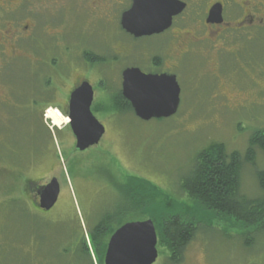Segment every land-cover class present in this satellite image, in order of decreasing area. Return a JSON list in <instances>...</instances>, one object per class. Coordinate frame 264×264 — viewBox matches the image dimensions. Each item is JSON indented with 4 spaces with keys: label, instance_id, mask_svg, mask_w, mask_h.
Listing matches in <instances>:
<instances>
[{
    "label": "rangeland",
    "instance_id": "374dc122",
    "mask_svg": "<svg viewBox=\"0 0 264 264\" xmlns=\"http://www.w3.org/2000/svg\"><path fill=\"white\" fill-rule=\"evenodd\" d=\"M24 1L28 9L30 0ZM32 1L39 14L33 32L42 42L58 32L52 50L62 61H67L66 46L102 58L98 75L103 72L106 84L95 85L93 107L106 134L98 145L78 151L68 123L58 127L45 119L48 109L59 108L41 110L49 90L43 84L58 71L50 55L39 46L31 51L29 41L20 48L13 43L0 47V264H96L91 234L104 213L117 211L119 187L129 177L147 180L182 201L187 198L181 183L204 149L221 143L228 154L246 156L252 136L264 130V27L253 41L231 45L240 54H225L221 68L214 67L215 55L196 52L197 61L181 65L177 75V115L145 122L133 111L119 112L113 98L121 92L122 70L131 64L156 68L153 57H164L167 44L127 36L117 21L124 7L100 18L90 14L86 0ZM253 2L260 4L264 18V0ZM47 7L58 10L51 23ZM20 23H13L14 29ZM22 24L31 25L28 20ZM29 35L28 30L23 36ZM120 44L124 52L116 54L113 49ZM262 170L264 153L257 149L255 163L241 169V194L252 199L262 195L256 176ZM51 178L58 180L59 200L50 212H42L24 197ZM125 218L128 223L146 217ZM200 231L186 247L182 264H264V234L255 235L247 247L246 240L254 236L241 229L204 226ZM158 249L159 259L169 258Z\"/></svg>",
    "mask_w": 264,
    "mask_h": 264
},
{
    "label": "flooded vegetation",
    "instance_id": "af4514ba",
    "mask_svg": "<svg viewBox=\"0 0 264 264\" xmlns=\"http://www.w3.org/2000/svg\"><path fill=\"white\" fill-rule=\"evenodd\" d=\"M86 1H88L90 4V14L92 16H101L100 18L106 16L112 17L116 9L124 7L125 9L122 11V14L119 16V18H117L118 25L127 36L136 42L158 38L167 44L164 49V53L166 54L164 57H153V62L156 64V68H151L150 66L147 68V66L144 65L142 61L144 66L131 64L122 70L121 94L123 89V74L129 69H139L146 75L175 76L178 82L177 75L180 73L181 65H192L194 61H197L196 57H193L196 55V52L205 49L206 55H215L216 62L214 61V67L221 68L223 64V56L225 54H240L237 48H230L231 45L238 44L239 42L245 40L253 41L256 38H254L255 34L261 32L262 28L264 27V18L260 16V13L263 10H260V4L253 2L254 0H176L185 4L184 8L181 10V6L179 9L173 11L174 15L170 16V20H167L168 14H162L161 18L164 19L159 20L160 27L162 29L159 33L154 34L148 33V29H146L147 31L144 32V28L143 30L136 28H130L128 30L124 28L122 23L123 16L132 9L136 0ZM57 12V9L47 7L50 23L52 19L56 17ZM38 18L39 14L37 13V7H35V3L32 0L29 1L28 9L24 0H0V47L5 48V44L13 43L15 48H20L23 43L29 41V45L31 44V51L34 50L35 52V49H37L36 46H39V50L42 51L43 54L50 55V64L58 71H56L55 76L49 77L47 80V86L49 87V90H45V95L47 98L41 106V110H43L46 106H57V108L64 112L65 115L69 116L71 113L72 94L82 86L88 85L93 90L94 98L91 111L95 116V109L93 107L95 106V85L104 86V84H106L104 82L105 78L101 76L103 72L101 73L100 71L98 75L97 67L101 66L102 58L97 56L96 52H86L85 50L80 52V47L74 49L71 46H66L65 51L67 52L65 58H67V61H62L59 58L58 53L52 50V46H55L54 39L58 38V32H53L47 35L45 42H42L41 38L34 34L33 30L36 27L35 21L37 24ZM27 20L30 21L31 25L22 24V22ZM19 22H21V29L19 26L14 29L13 23L16 25V23L19 24ZM166 25L168 26L165 27ZM28 30L30 31V35L27 38L23 35ZM118 50L124 52L122 51L123 46L121 44L120 46H117L113 49L116 54H118ZM69 53L74 55V57L70 58V56H68ZM122 55H124V53L119 54V56ZM34 57L35 56L31 55V58ZM18 58L19 56L16 59L18 60ZM35 58L38 59V57ZM39 60L42 61L41 59ZM59 66L62 67L63 70H61L62 68ZM101 89L103 91L112 90L109 87H104ZM54 97L58 98L56 100H59V103H56ZM69 129L72 132L70 126ZM54 179L56 178H51V180L45 185L36 187L35 190L32 191L31 196H25L24 198L27 199L37 210L42 212H50L55 206L50 211L41 209V196L39 192L42 191V189ZM105 214L106 213H104L102 218L105 216ZM110 238L103 245V249H106L103 258V264H105V256ZM166 262L167 260L158 259L156 264H164ZM182 263L183 262L174 264ZM86 264L94 263L91 260V262ZM96 264L101 263L97 262Z\"/></svg>",
    "mask_w": 264,
    "mask_h": 264
},
{
    "label": "trees",
    "instance_id": "16d2710c",
    "mask_svg": "<svg viewBox=\"0 0 264 264\" xmlns=\"http://www.w3.org/2000/svg\"><path fill=\"white\" fill-rule=\"evenodd\" d=\"M47 84L44 82L43 87ZM113 101L119 112L133 111L121 92ZM257 149L264 153V130L252 136L245 157L238 152L228 154L221 143L204 149L198 154L190 175L181 183L180 188L187 198L182 201L147 180L129 177L126 184L119 187L121 200L117 211L112 215L106 212L93 229L91 250L94 258L103 264L106 250L103 245L120 226L127 223L124 222L125 217L132 214L154 222L158 246L169 255L164 264L183 262L186 247L204 226L241 229L254 236L245 244L252 246L255 235L264 234V170L256 175L262 195L252 199L240 192L241 169L244 163H255ZM85 253L91 256L87 248Z\"/></svg>",
    "mask_w": 264,
    "mask_h": 264
},
{
    "label": "water",
    "instance_id": "95a60500",
    "mask_svg": "<svg viewBox=\"0 0 264 264\" xmlns=\"http://www.w3.org/2000/svg\"><path fill=\"white\" fill-rule=\"evenodd\" d=\"M185 4L176 0H136L124 14L125 29L144 28L154 34L161 31L160 19L166 13L171 19L176 9ZM169 25V24H168ZM166 25L165 27H167ZM123 97L131 104L142 121L169 119L175 116L181 104V88L175 76L146 75L139 69L123 74ZM93 90L85 85L71 96L70 127L76 139V149L86 151L102 140L106 130L93 115ZM40 208L50 211L58 201L60 186L56 179L39 192ZM159 258L158 235L152 220L131 222L119 228L111 237L105 264H155Z\"/></svg>",
    "mask_w": 264,
    "mask_h": 264
},
{
    "label": "bare ground",
    "instance_id": "6f19581e",
    "mask_svg": "<svg viewBox=\"0 0 264 264\" xmlns=\"http://www.w3.org/2000/svg\"><path fill=\"white\" fill-rule=\"evenodd\" d=\"M47 119L49 118L50 121L54 123L56 126H62L63 124L66 125L69 120L66 119L61 113H57L55 110L51 109L47 113Z\"/></svg>",
    "mask_w": 264,
    "mask_h": 264
}]
</instances>
